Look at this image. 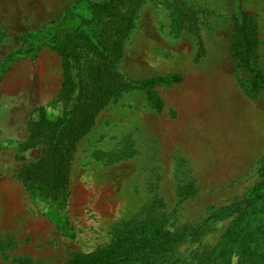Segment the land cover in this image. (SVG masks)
I'll list each match as a JSON object with an SVG mask.
<instances>
[{"label": "rangeland", "instance_id": "rangeland-1", "mask_svg": "<svg viewBox=\"0 0 264 264\" xmlns=\"http://www.w3.org/2000/svg\"><path fill=\"white\" fill-rule=\"evenodd\" d=\"M41 3L0 0V64L24 38L30 48L42 44L33 59L0 68V164L8 156L23 164L14 158L16 141L35 108L50 119L60 113L54 99L62 61L40 37L48 24ZM84 8L79 2L74 12ZM177 9L193 22L181 14L175 28ZM240 13L255 22L264 74V0L140 2L116 72L127 80L178 75L180 82L153 87L158 113L133 89L96 115L75 152L66 208L72 239L60 236L43 204H0V264H65L111 245L128 226L142 228L135 240L179 239L123 264H222L227 250L228 264H239L234 226L248 212L242 199L260 181L264 158V88L249 96V76L230 57L231 23ZM230 206V216L209 219Z\"/></svg>", "mask_w": 264, "mask_h": 264}, {"label": "trees", "instance_id": "trees-1", "mask_svg": "<svg viewBox=\"0 0 264 264\" xmlns=\"http://www.w3.org/2000/svg\"><path fill=\"white\" fill-rule=\"evenodd\" d=\"M141 1L75 0L61 20L48 23L39 32L42 42H46L62 61L61 83L54 99L60 105V113L50 119L41 107L32 111L34 116L25 125L26 137L17 145L18 156H14L15 161L23 164L14 166L10 176L21 185L32 202L46 207L47 219L60 236L67 239L74 236L66 215L70 163L78 142L90 131L96 115L110 101L133 89L142 90L152 109L158 113L161 101L152 92L153 87L159 84L168 86L181 80L178 75L127 80L116 72L123 42ZM79 2L85 4L84 14L74 12ZM180 12L177 9L171 19L175 28L179 24L177 16L182 14ZM182 15L193 22L190 14ZM74 18L76 22L72 21ZM192 25L189 24V28ZM231 33L230 57L248 74L246 89L253 97L264 88V74L256 64L258 40L254 20L240 13L231 23ZM29 39L24 38L20 49L6 57L0 68L25 58L33 59L42 44L30 48L32 39ZM35 148L39 155L36 161H26L20 155ZM258 173L260 181L242 199L248 212L234 226L236 231L233 233L239 237L236 246H240L242 256L239 264H264V158ZM234 208L230 206L213 212L209 219L216 221L228 217ZM140 228L128 226L111 245L88 253H75L65 264H123L141 255L163 252L164 247L179 239V236L168 237L166 234L162 240L152 242L135 240ZM224 252L222 257L226 261L222 264H228L229 257Z\"/></svg>", "mask_w": 264, "mask_h": 264}, {"label": "crops", "instance_id": "crops-1", "mask_svg": "<svg viewBox=\"0 0 264 264\" xmlns=\"http://www.w3.org/2000/svg\"><path fill=\"white\" fill-rule=\"evenodd\" d=\"M74 3H75V0H42V3L40 4V8L42 6L44 7L42 14L45 16V19L43 20L44 21L43 23L47 24L49 22H56V21L61 20L65 16L67 11H69L73 7ZM25 137H26V131L24 129L23 133L19 135L16 141L17 145L23 142ZM77 146H76V149H77ZM76 149H75V152H76ZM31 151L35 152L36 155L29 160L26 157V153L31 152ZM75 152L73 154V157L70 163V168H69V191H70V185H71L72 176H73L72 172L76 165ZM20 155L23 156V158L26 161H36L39 156L38 149L36 148L27 150L25 152H21ZM12 161L10 162V157L8 156L7 161L5 162L1 161V164H0L1 165L0 170L2 171V174L0 176V204H33V202L29 199L28 195L26 194L24 189L21 187V185L10 176L11 170L14 167L12 165ZM8 181L12 182V184L9 183Z\"/></svg>", "mask_w": 264, "mask_h": 264}]
</instances>
